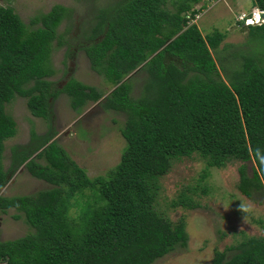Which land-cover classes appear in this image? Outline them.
<instances>
[{
	"label": "trees",
	"instance_id": "obj_1",
	"mask_svg": "<svg viewBox=\"0 0 264 264\" xmlns=\"http://www.w3.org/2000/svg\"><path fill=\"white\" fill-rule=\"evenodd\" d=\"M208 1L115 0L95 10L76 41L91 69L110 85L106 97L75 78L54 89L58 70L52 55L68 46L59 27L72 9L55 5L28 27L12 7L0 6V213L15 210L14 218H24L33 229L0 240V264H154L186 248L184 218L172 221L156 208L160 179L183 158L204 161V178L212 168L239 163L238 190L254 201L264 196V50H237L223 77L212 50L226 35L217 29L203 35L193 22L206 5L197 6ZM252 2L264 10V0ZM239 26L264 41V25ZM135 72L145 74L137 97ZM61 94L79 115L104 97L105 111L125 115L120 133L127 146L106 175L89 177L54 140L52 100ZM17 97L27 100L30 113L48 130L31 129L29 142L12 148L5 170V142L17 135L6 106ZM23 166L51 188L2 196ZM172 205L199 206L185 193ZM211 264H264V237L243 235L237 245L217 250Z\"/></svg>",
	"mask_w": 264,
	"mask_h": 264
},
{
	"label": "rangeland",
	"instance_id": "obj_2",
	"mask_svg": "<svg viewBox=\"0 0 264 264\" xmlns=\"http://www.w3.org/2000/svg\"><path fill=\"white\" fill-rule=\"evenodd\" d=\"M112 1L115 0H0V6L12 7L28 27H31L33 17L49 12L55 5L72 9V17L65 19L59 27V33L64 35L68 46L55 48L52 55V63L58 70V74L52 78L54 89L63 88L70 78H75L99 88L106 97L112 92L110 85L91 69L85 52L77 48L76 40L82 29L89 26L94 11ZM203 4L206 6L195 21L203 35L216 29L226 35L220 48L212 50L223 77L225 70L233 68L229 64L230 57L237 50L246 54L264 50V41L255 40L250 30L238 26L236 22L240 15L252 11V0H209L198 5L197 9ZM68 47L70 56H66ZM132 76L133 96L137 97L145 74L135 72ZM105 97L91 104L80 115L72 110L67 95L61 94L52 100L54 128L58 134L54 140L67 150L91 178L106 175L113 169L120 162L127 146L120 133L126 117L122 113L105 111L101 106ZM6 111L17 123V135L5 142L3 164L8 170L12 162V148L28 143L31 129L44 134L48 126L43 119L30 113L25 98L17 97L6 106ZM238 166L239 163H234L224 169L212 168L204 178L206 165L198 156L174 162L169 173L160 179L161 190L156 208L172 221L184 218L189 240L186 248H179L154 264H211L217 250L224 251L237 245L243 240V235L264 237V196H258L254 201L238 190ZM253 166V162L248 164L251 175ZM49 188L51 185L33 178L23 166L1 195L29 196ZM182 193L192 197L199 206L194 209L173 207L172 204L178 201ZM241 204L248 205L250 211L243 214L239 212L237 209ZM78 211L79 207L75 206L72 215L75 216ZM17 214L15 210H9L7 214L0 213L1 241L13 240L33 231L24 218H14Z\"/></svg>",
	"mask_w": 264,
	"mask_h": 264
},
{
	"label": "built area",
	"instance_id": "obj_3",
	"mask_svg": "<svg viewBox=\"0 0 264 264\" xmlns=\"http://www.w3.org/2000/svg\"><path fill=\"white\" fill-rule=\"evenodd\" d=\"M195 22V21H193ZM237 24L243 26H261L264 25V10L254 8L249 14L240 15L237 18Z\"/></svg>",
	"mask_w": 264,
	"mask_h": 264
},
{
	"label": "clouds",
	"instance_id": "obj_4",
	"mask_svg": "<svg viewBox=\"0 0 264 264\" xmlns=\"http://www.w3.org/2000/svg\"><path fill=\"white\" fill-rule=\"evenodd\" d=\"M239 26V25H238ZM239 212L243 213H248L250 211V207L248 205L245 204H241L239 205L238 209Z\"/></svg>",
	"mask_w": 264,
	"mask_h": 264
}]
</instances>
